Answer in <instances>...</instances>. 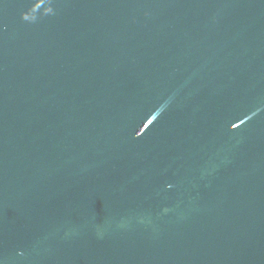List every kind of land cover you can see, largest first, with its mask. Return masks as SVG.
Here are the masks:
<instances>
[{
	"label": "water",
	"instance_id": "1",
	"mask_svg": "<svg viewBox=\"0 0 264 264\" xmlns=\"http://www.w3.org/2000/svg\"><path fill=\"white\" fill-rule=\"evenodd\" d=\"M0 264H264V0H0Z\"/></svg>",
	"mask_w": 264,
	"mask_h": 264
}]
</instances>
